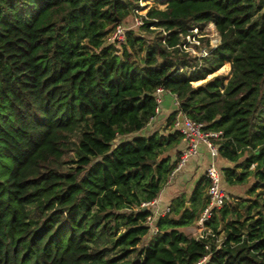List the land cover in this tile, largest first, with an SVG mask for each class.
Segmentation results:
<instances>
[{
    "label": "trees",
    "instance_id": "1",
    "mask_svg": "<svg viewBox=\"0 0 264 264\" xmlns=\"http://www.w3.org/2000/svg\"><path fill=\"white\" fill-rule=\"evenodd\" d=\"M154 1L164 7H150L140 27L151 39L130 30L118 47L106 35L140 0H0V264H264L257 200L219 242L215 219L205 222L215 237L179 230L208 203L205 174L143 241L150 211L140 205L157 197L180 154L177 111L221 132L219 156L233 164L219 167L222 182L251 176V193L264 185V0ZM210 21L220 36L211 53L176 47ZM157 87L178 108L168 132L143 135Z\"/></svg>",
    "mask_w": 264,
    "mask_h": 264
},
{
    "label": "built area",
    "instance_id": "2",
    "mask_svg": "<svg viewBox=\"0 0 264 264\" xmlns=\"http://www.w3.org/2000/svg\"><path fill=\"white\" fill-rule=\"evenodd\" d=\"M148 16L146 13H140L139 7L134 10L131 16L130 22L117 23L106 35L107 44H116L124 42L126 35L130 30L135 27H142L146 21H148ZM150 29H155L154 26H150ZM163 35L167 34V31L161 29ZM165 44V40L162 41ZM220 43V36L216 30V27L212 21L205 22L202 25H194L187 30L186 33L180 34V41L176 44V47L183 53L189 56H194L198 58H203L211 53L217 45ZM162 93H168L174 101L175 110L178 108V102L176 96L169 91H165L162 87H157L154 91V97L156 102L155 116L151 117L146 124L147 126L151 123L155 117L159 115L158 105L161 103L160 95ZM173 127L182 136V140L185 142V147L180 151L177 158V162L173 170L171 171L168 180H171L177 172H179L183 167L186 166L188 160L198 153L199 145L204 144L209 152L211 158L210 163L205 169V176L209 181L206 188V195L208 203L201 211L196 224L200 227V234L198 237L205 238L207 236L215 237L210 229L205 227V222L208 221L215 208H221L226 202V195L221 187L222 175L220 168L216 165V159L219 155L218 143L216 141L220 140V131L205 130L204 123L194 121L184 115L181 111H177L175 118L173 120ZM155 202L152 200L150 202L141 203V208H148ZM147 210V209H146ZM165 213V212H164ZM155 214L150 213L144 224L148 227V233L150 235L157 234L158 230L156 224L154 223ZM216 242L220 240L218 237L215 239ZM207 261V257L199 259L195 264H204Z\"/></svg>",
    "mask_w": 264,
    "mask_h": 264
},
{
    "label": "rangeland",
    "instance_id": "3",
    "mask_svg": "<svg viewBox=\"0 0 264 264\" xmlns=\"http://www.w3.org/2000/svg\"><path fill=\"white\" fill-rule=\"evenodd\" d=\"M152 6H158L160 8L164 7V5H159L154 0H140L139 12L147 13L148 9ZM130 19L127 22H130ZM133 30L137 35H144L145 37H147V39H151V34L149 35L145 33L142 30V28L135 27L133 28ZM117 46L119 47L120 45H117ZM160 98H161V103L158 105L159 112H160L159 115L156 117V119L152 120L151 123L149 124L151 126V129L148 128L149 126L148 125L142 132H140V134H143V135H145L146 133L149 134L152 132L153 129L164 131L166 118L174 110V101H173V98L168 93H162L160 95ZM160 120H161V123H160ZM132 136H134V134H131L130 136H126L124 137V139L125 140L130 139ZM120 139H122V137H119V138L117 137L114 143H116ZM70 140L72 141L69 144L70 150L66 152L63 158L61 159L62 169L67 168V164H65V161H67L74 155V146H75V143L78 142V133H75V135L71 136ZM193 160L192 158H190L187 162V166L183 167V169L177 173L175 178L185 172H194L191 169H188L193 164ZM216 160H217L216 165L220 168L233 166L232 163H229L228 161L222 159L219 155ZM195 175L196 176L194 177V179L197 177L198 172ZM252 182H253V178L251 176H248L247 180L241 184H234V185L229 186L225 182H222L221 187L226 195V202L223 207H226L229 213L226 216H223L221 213V208L223 207L215 208L210 217L211 219H215L217 221V231L219 232L218 233L219 240L223 237L226 226L231 222V220L236 219L238 215H240L241 219L244 218L246 211L248 209V206L253 205L255 200L259 202L258 203L259 207H253L251 214L254 217H258L259 215L258 213L260 212L262 214L264 213V194H263L264 185H262L256 191L251 193L249 192V188ZM184 189L186 190V192L188 191L186 186H184ZM150 211H151V208H150ZM186 231H187L186 234L189 237H198V235L201 233L200 227L196 224V222L193 225H191Z\"/></svg>",
    "mask_w": 264,
    "mask_h": 264
},
{
    "label": "crops",
    "instance_id": "4",
    "mask_svg": "<svg viewBox=\"0 0 264 264\" xmlns=\"http://www.w3.org/2000/svg\"><path fill=\"white\" fill-rule=\"evenodd\" d=\"M174 110H175V106H174ZM173 110V111H174ZM160 113V112H159ZM156 119V117H155ZM154 120V119H153ZM160 123H161V120H160ZM166 123V122H165ZM147 126V125H146ZM146 126L141 130L143 131ZM150 126V125H149ZM148 128L151 129V126ZM140 131V132H141ZM154 131H159L158 129H153L152 132ZM139 132V133H140ZM151 132V133H152ZM160 133H166L168 132V129H166V125H165V128H164V131H159ZM150 134V133H149ZM148 133H146L145 135H149ZM136 135V134H134ZM185 147V142L182 140L181 143L179 144V146L177 147V150L178 151H181L183 148ZM192 160H193V164L191 165L190 168L188 169H191L192 171L194 172H185L179 176H177L175 178V176L171 179V180H167L166 184L163 186V188L161 189V191L159 192V194L157 195V197L153 200L155 203L151 206H149L147 208V210L150 211V208H151V211L150 213H154L155 214V220H154V223L156 224V220L157 218L160 216V215H163L165 214L167 211H168V208H169V202L170 200L177 196V195H180V194H185V195H189L190 191L192 190L194 184L196 183V181L204 174L205 172V169L207 167V165L210 163L211 161V158L209 156V152H208V149L207 147L204 145V144H200L199 145V150H198V153L191 157ZM196 158V159H195ZM217 162V160H216ZM187 166V164H186ZM183 169V168H182ZM181 169V170H182ZM180 170V171H181ZM179 171V172H180ZM198 172V175L197 177L194 179V177L196 176L195 174ZM194 179V181H193ZM193 181V183H192ZM192 183V184H191ZM184 186L187 187V192L186 190L184 189ZM165 212V213H164ZM190 226H187V227H183V228H180L179 230L181 232H183L184 234H186V230L189 228ZM187 235V234H186ZM188 236V235H187ZM189 237V236H188ZM152 238V235H150L149 233L145 236L144 240L145 242H148L150 241V239Z\"/></svg>",
    "mask_w": 264,
    "mask_h": 264
},
{
    "label": "water",
    "instance_id": "5",
    "mask_svg": "<svg viewBox=\"0 0 264 264\" xmlns=\"http://www.w3.org/2000/svg\"><path fill=\"white\" fill-rule=\"evenodd\" d=\"M146 209H147L146 207L142 208V210H146Z\"/></svg>",
    "mask_w": 264,
    "mask_h": 264
}]
</instances>
